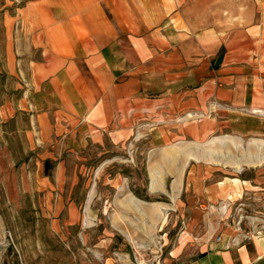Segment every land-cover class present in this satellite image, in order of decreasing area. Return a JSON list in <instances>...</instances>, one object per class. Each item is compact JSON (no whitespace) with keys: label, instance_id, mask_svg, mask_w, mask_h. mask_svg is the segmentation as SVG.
Returning <instances> with one entry per match:
<instances>
[{"label":"crops","instance_id":"1","mask_svg":"<svg viewBox=\"0 0 264 264\" xmlns=\"http://www.w3.org/2000/svg\"><path fill=\"white\" fill-rule=\"evenodd\" d=\"M0 7V166L20 161L38 212L58 230L80 210L111 213L130 243L164 230L138 264H264V0ZM89 161L101 162L78 205ZM108 161H143L144 198ZM117 257L78 264H127Z\"/></svg>","mask_w":264,"mask_h":264},{"label":"rangeland","instance_id":"2","mask_svg":"<svg viewBox=\"0 0 264 264\" xmlns=\"http://www.w3.org/2000/svg\"><path fill=\"white\" fill-rule=\"evenodd\" d=\"M112 156L121 158L124 155L113 153ZM19 162L4 161L0 166V264H78V259L89 252L106 253L114 262H120L117 256L121 255L127 264H138L151 260V255L161 252L157 243H161L164 230H156L149 236L146 230L144 233L133 231V242L130 243L110 227L114 217L111 213L84 215L80 210L76 214L77 224L67 230H58L54 221L60 217L38 212V200L24 191V183L20 181ZM99 162L101 161H89L86 169L78 175L75 185L78 205L82 203L88 186L87 179L97 172ZM142 163L143 161H108L104 168L107 175L119 173L134 179L138 186L132 188L133 192L144 198L141 187L144 182ZM100 200L102 199H94L96 204L93 205V210L97 209ZM85 220L91 223L90 228L83 225ZM176 232L166 230L168 240L174 238ZM109 240L111 242L106 250L99 248L100 242L108 243Z\"/></svg>","mask_w":264,"mask_h":264},{"label":"trees","instance_id":"3","mask_svg":"<svg viewBox=\"0 0 264 264\" xmlns=\"http://www.w3.org/2000/svg\"><path fill=\"white\" fill-rule=\"evenodd\" d=\"M137 195V194H136ZM139 197V196H138Z\"/></svg>","mask_w":264,"mask_h":264}]
</instances>
